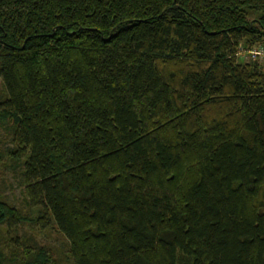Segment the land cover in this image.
Here are the masks:
<instances>
[{
  "label": "trees",
  "instance_id": "trees-1",
  "mask_svg": "<svg viewBox=\"0 0 264 264\" xmlns=\"http://www.w3.org/2000/svg\"><path fill=\"white\" fill-rule=\"evenodd\" d=\"M263 38L264 0H0V264H264Z\"/></svg>",
  "mask_w": 264,
  "mask_h": 264
},
{
  "label": "rangeland",
  "instance_id": "rangeland-1",
  "mask_svg": "<svg viewBox=\"0 0 264 264\" xmlns=\"http://www.w3.org/2000/svg\"><path fill=\"white\" fill-rule=\"evenodd\" d=\"M251 49L252 50H249L245 46H242L240 48L239 60L243 63L249 62L257 64L264 72V38L260 43L253 45ZM2 87V82L0 80V91L2 90ZM0 147L2 149L12 147L9 143L8 132L2 127H0ZM17 174V169L13 170L10 168L2 178V185L6 195L19 204L22 199V188H20ZM34 233L37 234V238L41 244L50 247L53 255L57 258L65 257L68 250V241L63 235L55 230V228L38 226Z\"/></svg>",
  "mask_w": 264,
  "mask_h": 264
}]
</instances>
